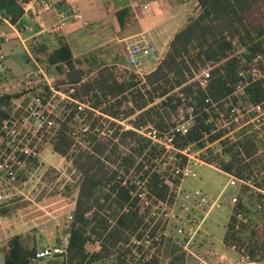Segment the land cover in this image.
Segmentation results:
<instances>
[{"label":"trees","instance_id":"16d2710c","mask_svg":"<svg viewBox=\"0 0 264 264\" xmlns=\"http://www.w3.org/2000/svg\"><path fill=\"white\" fill-rule=\"evenodd\" d=\"M30 1L0 0V15L20 29L21 16ZM195 1L198 13L172 35L161 59L143 76L126 69L118 72L114 65L80 68L76 66L81 65L80 59H72L68 45L61 39L40 36L27 42L31 53L43 54L46 62L54 65V70L64 74L65 85L72 90L71 97L91 102L90 107L98 111V117L115 128L104 141L92 133L85 146L72 140L65 119H57L51 148L67 157L78 173L66 244L70 259L85 258L84 244L92 234L99 239L100 250L91 253L90 261L108 255L117 242L127 239L126 234L144 224L138 207L141 189L159 201L168 195L166 180L155 167H151L152 159L160 156L157 145L130 128L124 129L110 118L119 120L134 115L135 128L149 124L153 129L167 131L166 111H174L180 99H186L187 106L192 108V121L184 133L174 132L173 146L182 148L195 142L198 148H202L205 135L208 143L217 141L221 145V154L213 157L217 162L212 159L210 162L234 177L246 180L252 176L256 178L252 181L253 186L264 189V134L246 133L230 141L222 137L220 131L210 132L212 126L207 119L212 109L207 112L208 104L204 102L205 98L221 102L231 94L238 68L255 55L264 58V0ZM124 13L125 8L115 13L118 21ZM207 61L212 63V67L207 84L201 88L195 75ZM50 93L49 87L44 85L40 96ZM244 93L253 102L263 99L262 82L257 80L247 85ZM154 99L159 101L156 103ZM122 102H129L130 106L122 105ZM71 115L72 111L65 118L69 119ZM3 116L0 110V119ZM90 124L91 127L93 121ZM137 157L139 160L136 162ZM181 157L184 161L185 157ZM144 162L149 166L145 167ZM133 165L139 172L132 180L125 178V174L118 175V168L127 174ZM244 188L249 189L248 186ZM236 204L238 212L245 209L240 198ZM0 212L7 214V209ZM248 228L244 223L236 226L234 215H229L222 243L234 247L235 244L244 245L252 258L257 245L244 242L242 236ZM42 245L27 248L19 241V235H14L8 240L0 264H29V257ZM261 249L264 250L263 243ZM118 260L124 264L120 257ZM142 264L156 263L149 259Z\"/></svg>","mask_w":264,"mask_h":264},{"label":"rangeland","instance_id":"374dc122","mask_svg":"<svg viewBox=\"0 0 264 264\" xmlns=\"http://www.w3.org/2000/svg\"><path fill=\"white\" fill-rule=\"evenodd\" d=\"M262 8L264 11V5ZM198 11L199 9L195 13L197 14ZM1 34L10 37L0 45L3 55L0 63V97H2L0 110L4 114L0 119L1 146L8 140L3 137L4 133L1 131L10 130L11 122L15 121L16 136L28 139L27 142L23 140L17 145L34 146L35 156L23 158L18 164L15 159L8 158L12 161V166H15L13 167L15 179L6 189V199L4 205L0 207V210L7 209V214L0 212V262L8 240L14 235H19V241L27 248H38L45 243L58 244L65 240L67 242L78 173L67 157L57 154L51 148L57 119H65L72 140L85 146L88 136L92 133L97 139L104 141L115 130L113 125L98 117V111L90 107L91 102L79 101L71 97L72 90L67 85H63L57 75H52L50 71L43 75L46 70L43 54L37 58L39 62L35 65V69L29 68L26 62L29 61L27 42L30 39L26 40L24 37L20 41L19 37L11 34L0 22ZM133 40L131 38L119 45L111 46L107 49V56L92 57L93 61L115 60L125 64L115 67L118 72L124 69L134 72L135 69L126 64L122 52L124 46L134 42ZM159 57V53L156 52V59L143 60L139 66L142 76L144 74L142 69L146 64L154 63ZM87 67L91 69L94 65L87 64ZM83 68L86 69L85 66ZM200 73L201 71L196 73L197 79L201 77ZM44 85L50 86L51 94L40 96ZM32 96H39L45 101V106L42 107L43 118L46 119L48 116L53 120V125H44V123L39 125L27 117L24 107ZM154 100L156 103L159 101ZM75 105L77 106L74 107ZM122 105L130 106V103L122 102ZM186 105L187 101L183 99L174 111L165 113L167 132L172 137L178 127H187L192 121ZM70 111L72 115L66 119ZM214 113H217V110H214ZM134 119V115L119 120L110 118L124 129L130 128L137 133H147L148 130L153 129L149 124L135 128ZM210 121H213L210 132L221 127V121L217 122L214 119ZM243 129L244 127L239 129L240 136L251 133L246 128ZM154 130L158 134L154 139L160 141L154 140L160 156L152 159L151 167L158 170L169 188L168 195L162 201L155 200L145 190H140L138 207L139 212L143 214L144 224L142 223L134 232L126 234L127 239L117 242L108 255L89 260L91 253L100 250L99 239L92 234L84 244L86 255L84 259H70L66 250L62 256L43 258L36 264H121L119 257L124 264H142L143 260L149 259H154L156 264H185L193 254L198 255L200 249H205L209 253L215 252L217 256L221 252L224 253L222 259L227 264H264V250L261 249V244L264 245V189L253 186L252 181L256 178L252 176L246 180L239 178L240 181H235L231 185L229 175L219 170L214 163L217 162V159L213 158L214 155L221 154V145L217 141L208 144L204 139V148H198L195 142L189 144L187 150L184 149L185 145L178 148L189 156L183 161L181 157L183 155L176 154L177 151L171 150L168 143L164 142L166 131ZM235 131L226 132V137L230 141L236 137ZM114 139L118 140V138ZM163 142L167 149L163 148ZM7 155L12 154L8 152ZM138 160L137 157L136 162ZM134 165L127 174L118 168V175L125 174V178L132 180L134 174L139 172L135 170ZM144 165L147 167L149 163L144 162ZM113 166L115 168L116 163ZM245 186L249 189L244 188ZM231 197L235 198L234 202H231ZM239 198L244 203L245 209L238 212L236 203ZM229 215H234L236 226L239 223L249 226L242 232V236L245 238L244 242L257 245L252 258L244 245L235 244L234 247L220 244ZM109 222L113 223L110 219ZM204 231L209 232V236ZM154 237H157V240Z\"/></svg>","mask_w":264,"mask_h":264},{"label":"crops","instance_id":"0c3cea01","mask_svg":"<svg viewBox=\"0 0 264 264\" xmlns=\"http://www.w3.org/2000/svg\"><path fill=\"white\" fill-rule=\"evenodd\" d=\"M49 10L36 7L31 0L24 10L22 25L17 29L9 22H1L11 34L20 41L37 39L40 36L61 39L68 45L72 59L79 58L80 68L90 65H125L115 60L93 61L92 57L107 56V49L133 38L134 42L146 39L156 48L160 57L154 63H147L144 73L152 70L167 49L172 35L183 27L189 18L194 17L198 9L195 0H48ZM125 8V13L118 21L115 13ZM25 34V35H24ZM16 41V40H15ZM133 43V42H132ZM127 44L122 49L125 59ZM29 68L34 70L41 53H27ZM45 57V56H44ZM156 59V56L155 58ZM126 62V61H125ZM43 75L50 71L57 75L65 85L63 73L54 70V65L48 64ZM127 64V63H126ZM50 74V75H51ZM223 173V172H222ZM209 236V232L204 231ZM223 235V234H222ZM222 243V236L220 239ZM229 249V248H227ZM199 255H203L200 257ZM224 253L216 255L205 249H200L198 255H192L185 264H227L223 261ZM2 261V260H1ZM1 263V262H0Z\"/></svg>","mask_w":264,"mask_h":264},{"label":"built area","instance_id":"2783aa9c","mask_svg":"<svg viewBox=\"0 0 264 264\" xmlns=\"http://www.w3.org/2000/svg\"><path fill=\"white\" fill-rule=\"evenodd\" d=\"M33 3L36 7H39L44 11L49 10L51 7V4L48 0H33ZM0 22H8V21L0 15ZM9 38L10 37L7 34H1L0 45L2 42L8 41ZM155 56H156V48L146 39H140L133 42L131 45L127 46L125 50L126 63L132 68H134L135 69L134 72L137 73L139 76H142L140 72L141 68H139V66H141L143 60L147 58L150 59L155 58ZM2 60H3V55L1 53V46H0V63L2 62ZM211 67H212V63L210 61H207L206 65L201 70L200 73L201 77L197 79L198 85L201 88H203L207 84V80L209 77V69ZM236 75H237V81L234 84L233 90L229 96L225 97V99H223L219 103L218 101L216 102L211 101L208 98L204 99V102L208 104L206 106V111L208 112L209 108L212 109V113H211L212 115L209 114L208 117L210 118H208L207 120L211 123V126H213V121H210V119H214L215 121L217 120V122L218 121L222 122L221 127L219 129L214 128L215 131H213V132L216 131L222 132V137L223 136L226 137L227 131L236 130L235 131L236 137L233 138V141H235L237 138L240 137L239 129L243 127L244 129L246 128L247 131H250L253 134L262 136V134L264 133V98L259 101L253 102L247 97V94L244 93V88L247 85L257 80H260L264 87V58L260 55L253 56L248 62L242 64L238 68ZM48 87L49 90L51 91L50 86ZM230 96L234 97V100H232ZM181 100H183V98H181ZM44 104L45 101L40 99L39 96H32L30 100L26 103L24 107V111L27 114L28 118L37 122L39 125L43 123L44 125L45 124L53 125L54 124L53 120L50 119L48 116L46 119L43 118L44 111L42 107ZM187 110H188V115L191 117L192 120L193 117L192 108L187 106ZM214 110H217V113H214ZM2 126L6 127L5 125ZM55 126H57V123ZM14 127H15V121L11 122L10 130L7 129V131L4 130L1 131L2 133H4L3 137L8 139L7 141H4L3 146H1L2 136L0 134V207L4 205L3 202L6 199V189H8L11 186V184L15 179L14 170H13V167L15 166H12L11 163L12 161L10 160L15 159L16 160L15 162L18 164L19 160L23 158H29V157L33 158L35 156L34 146L19 147L17 145L18 143H22L23 140L27 142L28 139L24 137H17L16 136L17 133ZM178 128H179L177 129L178 131L184 133L187 127H178ZM139 134L145 136L152 142H154V140H156V142L159 141L158 139H154L156 136H158V134L155 133L154 129H151L150 131L148 130L147 133L139 132ZM166 134L167 135L164 137L166 140L164 139V142L168 143L169 148L171 150L177 151L176 153L182 154L185 158L189 157L184 153V150H179L180 148L178 149L177 147L173 146V141H172L173 137L167 131ZM202 139L203 142L204 139L206 141L205 135L202 137ZM164 142H163V146H164L163 148L167 149ZM189 144L191 143H187L184 149L187 150ZM204 147L205 144L203 145L202 148ZM2 149L6 153H4ZM8 152H10L12 155L11 156L7 155ZM14 153L16 154L15 156ZM8 158L10 160H8ZM228 175L230 178L229 183L231 185H233L235 181H240L239 178L234 177L230 174ZM230 200L231 202H234L235 198L231 197ZM154 238L155 240H157V237ZM66 244H67L66 240L63 243H58V244L45 243L44 245H42L40 249L36 250L29 257V264H36L39 260L43 258L64 255V253L66 252Z\"/></svg>","mask_w":264,"mask_h":264}]
</instances>
